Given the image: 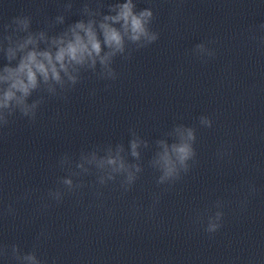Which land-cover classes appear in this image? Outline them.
Segmentation results:
<instances>
[{
	"label": "clouds",
	"instance_id": "1",
	"mask_svg": "<svg viewBox=\"0 0 264 264\" xmlns=\"http://www.w3.org/2000/svg\"><path fill=\"white\" fill-rule=\"evenodd\" d=\"M66 7L71 9L72 5L68 4ZM99 7L93 10L85 4L83 14L87 19L70 24L58 35L49 36L45 31H30L31 19L27 16L15 17L12 24L4 26L6 31L11 28L12 34L3 37L7 47H3V42L0 41V51L4 52L8 62L0 68V128L10 123L9 117L16 111L35 120L36 111L43 103V97L29 103V98L34 92L42 90L56 95L58 87L64 90L66 86H75L80 80L82 70H91L95 73L97 65L100 66L98 73L100 78L114 80L117 77L112 67L114 58L120 55L128 59L131 55L128 45H135L136 49H140L159 39V33L151 28L155 17L150 7L137 11L134 0L110 4L108 14H103ZM64 22L63 15L56 17V23ZM260 29L264 30V24L260 25ZM19 33L25 35L21 36ZM251 39L257 37L253 35ZM259 39L261 45H264V37ZM41 44L44 45L43 48ZM195 52L200 57L215 55V51L204 43L197 44ZM13 61H16L15 66H12ZM199 123L206 128L213 125L212 119L207 116H201ZM167 135L172 137V142L169 143L167 139L157 140L155 143L158 150L149 161V165L160 173L156 181L158 185L174 184L197 163L194 147L197 137L194 127L178 124ZM147 147L148 142L133 131L127 152L123 144H116L114 147L111 144L106 147L98 146L90 152H82L79 162L75 165L79 171L72 170L71 160L65 156L61 159L60 165L69 166V175L58 181L63 189L58 187L56 190H50L48 196L60 202L66 192L75 193L83 188L84 184L74 183L72 177L89 174L93 169L97 173V184L107 185L119 176L123 178L120 181L121 188L125 192L129 191L143 170L140 149ZM129 155L136 162H129L127 159ZM218 155L222 158L224 153L220 152ZM251 190L255 191L254 188ZM96 195L99 197L102 193L97 192ZM155 202H159V197H156ZM223 206L222 201L216 202L217 209H222ZM8 213L14 214L11 206ZM223 217L224 213L221 210L209 215L205 232L214 234L219 231L223 226ZM8 255V247H0V257ZM11 258L16 264H43L35 250L22 253L20 247L15 244L11 246Z\"/></svg>",
	"mask_w": 264,
	"mask_h": 264
}]
</instances>
